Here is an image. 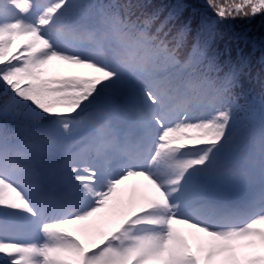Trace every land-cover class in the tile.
<instances>
[{"label": "snow or ice", "instance_id": "snow-or-ice-1", "mask_svg": "<svg viewBox=\"0 0 264 264\" xmlns=\"http://www.w3.org/2000/svg\"><path fill=\"white\" fill-rule=\"evenodd\" d=\"M203 3L0 0V264H264V98L216 49L264 0Z\"/></svg>", "mask_w": 264, "mask_h": 264}, {"label": "trees", "instance_id": "trees-1", "mask_svg": "<svg viewBox=\"0 0 264 264\" xmlns=\"http://www.w3.org/2000/svg\"><path fill=\"white\" fill-rule=\"evenodd\" d=\"M155 8L165 11V5L175 3V0H147ZM186 5L183 17L193 22V30L202 15L208 14L203 0H184ZM221 33L216 40L218 59L223 64L231 60L236 63L241 57L248 61V69L240 77L234 88V95L241 106L237 116L243 120L254 104L258 105L264 98V65L260 63V56L264 51V18L257 17L252 20H230L218 26ZM191 35L189 42H191ZM190 47V43H189Z\"/></svg>", "mask_w": 264, "mask_h": 264}, {"label": "rangeland", "instance_id": "rangeland-1", "mask_svg": "<svg viewBox=\"0 0 264 264\" xmlns=\"http://www.w3.org/2000/svg\"><path fill=\"white\" fill-rule=\"evenodd\" d=\"M126 184L129 191L132 186L140 187V184H138V182L134 178L127 181Z\"/></svg>", "mask_w": 264, "mask_h": 264}]
</instances>
